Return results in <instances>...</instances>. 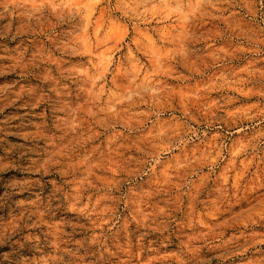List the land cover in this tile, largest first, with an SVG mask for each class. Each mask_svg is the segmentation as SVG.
<instances>
[{
	"label": "rangeland",
	"instance_id": "obj_1",
	"mask_svg": "<svg viewBox=\"0 0 264 264\" xmlns=\"http://www.w3.org/2000/svg\"><path fill=\"white\" fill-rule=\"evenodd\" d=\"M169 2L165 20L159 25L152 19L136 32L114 25L100 52L93 50L90 41L82 40L84 48L98 55L109 73V83L99 89L94 86L97 77L86 67L88 56L71 55L63 49L52 51L37 43L33 33L22 30L20 13L26 9H16L0 19V156L15 155L20 167L26 169L24 177L38 179L39 174L29 169L47 158L53 140L60 144L51 120L52 113L59 110L57 115L77 125L78 132L97 134L91 145L98 146V159H105L111 148L120 168L109 173L95 171L105 180L113 176L120 180L119 191L112 190L114 197L131 188L149 193L146 199L150 204L164 207L172 194L153 195L158 188L154 177L144 175L151 167L145 161L152 155L160 156L159 173L174 157L199 155L210 142L222 140L231 145L240 138L260 137L264 133V34L241 20L242 0H211L212 8L204 7L201 0ZM66 11L71 15L79 8L69 6ZM50 56L58 63L49 62ZM171 129L179 136L169 140ZM189 129L199 138L188 139ZM157 133L164 135L156 139ZM182 138L188 140L183 149L174 147L172 152L160 153L167 143H179ZM63 139L70 142L69 137ZM206 173L204 169L201 176ZM233 180L241 186L239 193L207 218L199 209L204 201L215 199V193L211 180L205 179L200 186L196 206L199 227L205 231L212 228L215 236L214 246L204 251L212 252L208 257L212 264H264V187L251 175L233 174ZM246 182L248 191L243 190ZM92 198L96 200L95 195ZM97 204L107 213L112 201ZM186 204H181L176 215L186 214ZM126 214L121 204L117 211L121 222ZM65 215L77 223L73 214ZM155 220L157 225L167 224L165 217ZM135 228V224L130 226V230ZM141 231L147 233L144 243L152 248L157 237L162 240L168 235L149 228ZM198 235L203 233L185 229L171 239L187 241ZM160 252L163 255L164 249Z\"/></svg>",
	"mask_w": 264,
	"mask_h": 264
},
{
	"label": "clouds",
	"instance_id": "obj_2",
	"mask_svg": "<svg viewBox=\"0 0 264 264\" xmlns=\"http://www.w3.org/2000/svg\"><path fill=\"white\" fill-rule=\"evenodd\" d=\"M201 2L204 7H215L211 0ZM69 6L78 7L79 11L70 15L66 11ZM170 6L169 0H0V19L12 15L16 9H26L20 13L22 30L33 33L37 43L42 47L47 45L52 51L63 49L71 55L88 56L86 67L97 77L94 86L99 89L109 83V73L104 70L101 58L84 48L82 40L90 41L93 50L100 52L107 46V34L114 25L133 32L141 25L147 26L152 19L159 25L164 22ZM241 7L244 9L241 20L264 34V0H242ZM167 19L175 22L173 16ZM49 62L58 63L51 56ZM58 111L52 113L51 120L63 146L53 140L47 158L33 163L29 170L38 173V179L24 177L26 169L20 167L15 155L0 156V264H156L157 261L159 264H212L208 258L212 252L204 250L214 246V230L201 229L197 216L201 184L205 179L211 180L215 193V199L204 201L199 209L205 218L218 213L221 204L241 190L233 174L237 177L251 175L259 187H264V133H261L260 137L240 138L231 145L222 140L219 144L210 142L199 155L193 152L191 157H174L159 173L156 166L161 164L160 156L152 155L145 161L151 167L144 175L154 177L153 184L158 188L153 195L172 194L164 207L150 204L146 199L149 193L135 192L131 188L126 194L114 197L112 190L119 191L120 180L115 176L105 180L95 171L109 173L120 168L111 155V148L105 159H98V146L91 145L97 134L92 132L89 136L78 132V126L58 116ZM189 132L188 139L196 137L194 129ZM162 135L164 133H157L156 139ZM176 136L179 132L171 129L168 139ZM64 137H69L70 142ZM187 142L182 138L179 143H167L160 148V153L172 152L174 147L183 149ZM253 168L255 171L251 172ZM204 169L207 173L201 176ZM243 190H249L247 182ZM89 192L92 194L87 195ZM97 201H112L107 213ZM185 201L186 214L176 215ZM121 204L127 210L123 222L117 216ZM67 213L73 214L77 223H71L66 218ZM158 217L167 218V224L157 225L155 218ZM132 224L136 228L130 230ZM144 228L161 236L165 232L168 235L162 240L157 237L152 248L144 243L147 235L141 231ZM185 229L203 235L190 236L187 241L180 237L177 241L171 239ZM168 245L173 247L168 248ZM161 249H164L163 255Z\"/></svg>",
	"mask_w": 264,
	"mask_h": 264
}]
</instances>
